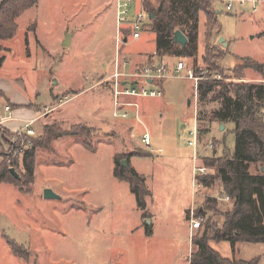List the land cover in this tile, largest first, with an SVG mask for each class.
<instances>
[{
  "label": "rangeland",
  "instance_id": "1",
  "mask_svg": "<svg viewBox=\"0 0 264 264\" xmlns=\"http://www.w3.org/2000/svg\"><path fill=\"white\" fill-rule=\"evenodd\" d=\"M140 7L141 1L134 0L131 15ZM215 8L219 12L222 37L230 43L228 47L219 45L218 36L212 41L228 52L220 62L225 69L220 73L225 79L223 82L264 84L263 77L252 69L245 70L243 78H237L234 72L241 59L264 62V7L255 15L238 11L237 14H243L239 16L227 13L223 0H216ZM33 14L34 20L29 22L26 31L22 26L13 41L0 40L5 47L0 53L5 57L0 75L22 78L28 91H44L46 81L52 77L48 69L52 64L56 90L71 92L55 98V104L66 95L70 100L62 109L49 113V118L45 117L50 122L48 126L56 124L69 131L73 126L84 125L88 131L83 134H90L89 143L98 151L92 153L83 146V140L64 136L52 148L36 150L32 182L27 189L0 182V264H190L188 232L181 214L192 177L190 158L194 148L189 146L190 133L197 124L201 136L203 128V140L197 147L198 158L203 161L209 156L222 157L226 152H234V125H225L221 132L218 123L211 124L208 133V125L196 121L200 106L195 83L184 77L166 79L161 84L162 98L138 99L139 120H135V114L127 120H114L112 95L104 92L103 87H95L76 99L81 80L87 77L91 84L109 80L113 85L116 56L134 61L128 71L141 67L137 57L154 50V34L143 32L140 40L129 38L126 45L116 48L115 8L109 0H49L43 11L44 20H36L38 10ZM201 17L203 31L205 19L203 14ZM36 31L42 45L53 53L52 57L48 58L36 38ZM205 31L204 28V34ZM72 34L75 35L73 42L64 45ZM63 37L65 40L61 43ZM205 44L203 35L197 66L206 77L209 75L202 60ZM176 61L193 68L190 60ZM3 107L2 104L0 110ZM217 107L218 103H212L207 110ZM57 110L67 113L56 114ZM95 112L119 126L131 124L130 131L121 135L109 127L88 126L97 117ZM45 127H35L36 135L26 142L27 148L21 142L12 144L14 136L6 140L0 128V147L9 156L8 164L17 165L14 169L21 178L27 174L26 155L15 158L14 151L20 148L30 151ZM146 132L152 137V156H134L130 164L146 177L151 191L146 198L149 207L146 212L153 216L148 219L137 208L129 185L114 175L118 162L121 165L126 161L124 156L147 151L141 141ZM0 157L1 166L5 158ZM46 189H52L61 199H46ZM218 191L216 183L205 196H217ZM227 208L224 205L223 210ZM210 216L223 224L221 215ZM147 225L155 227L154 236L146 235ZM9 240L26 250L29 261L13 254ZM240 252L247 258L261 257L260 264H264V244H247Z\"/></svg>",
  "mask_w": 264,
  "mask_h": 264
},
{
  "label": "trees",
  "instance_id": "2",
  "mask_svg": "<svg viewBox=\"0 0 264 264\" xmlns=\"http://www.w3.org/2000/svg\"><path fill=\"white\" fill-rule=\"evenodd\" d=\"M216 0H144V9L152 15L144 32L155 35L156 56L158 58H177L190 60L197 75L198 54L200 43L201 14L205 17V53L202 58L209 76L224 73L220 62L228 54L218 45L212 43L214 37L222 33ZM39 0H0V40H11L18 32L17 19L29 9L35 7ZM177 31H181L188 39L185 47L174 41ZM125 39L130 38V30H124ZM4 47L0 46V53ZM5 57L0 56V68ZM252 69L262 75L264 79V64L251 58L241 59V64L234 68L237 78H243L245 70ZM163 83V82H162ZM198 102L200 111L197 116L199 124H207L209 132L211 124H233L235 150L222 157L209 156L203 159L204 166L211 170L203 179L208 190L216 183L219 195L229 196L230 202H222L207 196L198 209V215L207 217L202 227L193 238L194 252L191 264H258L260 259L252 262L238 260L237 244L241 242L264 244V173H251L252 165L264 168V84L262 83H224L214 80H202L198 86ZM218 103L217 108L207 110L208 105ZM3 137L9 140L21 132L11 134L3 130ZM84 125L73 126L69 131L58 125L46 126L43 135L34 140L33 147L26 152L24 159L27 174L16 179L11 168L15 164H8V154L0 147V156L5 163L0 166V182L20 186L27 189L32 182L33 161L36 150L49 149L60 138L67 136L83 140V146L91 152L96 149L89 143L90 134ZM200 142L203 140L201 126ZM151 157L146 151H136L123 158L128 168L118 162L114 175L120 181L129 185L131 193L136 199V205L143 212V218H149L146 209V198L150 192L146 186V177L139 174L131 165V157ZM227 205V210H223ZM221 215L223 224L216 222L210 215ZM146 235L151 236L152 226H146ZM229 242L232 246L234 259L223 258L211 249L209 242ZM14 255L29 261L30 256L16 242L9 240Z\"/></svg>",
  "mask_w": 264,
  "mask_h": 264
},
{
  "label": "built area",
  "instance_id": "3",
  "mask_svg": "<svg viewBox=\"0 0 264 264\" xmlns=\"http://www.w3.org/2000/svg\"><path fill=\"white\" fill-rule=\"evenodd\" d=\"M225 10L229 14H236L238 11H248L250 14H256L260 7H264V0H223ZM134 0H115L116 10V25H117V45L124 43V30H130V38L138 41L141 39L144 29L149 21V15L142 7L134 19L131 18V11ZM130 62L117 55L115 60L114 73L111 77L113 80V96L114 104L112 116L116 120H127L131 114H135V120H139L140 105L137 102L126 101L127 98L141 99V98H160L163 96L161 84L166 79L171 77L181 78L184 77L189 81H193L196 87V96L198 95L199 82L202 80H214L218 82L225 81L220 73L214 76H206L204 73L197 75L193 68L188 67L184 62L180 61L172 69L166 58H156L141 67L128 71ZM152 82V83H150ZM63 103H61L62 105ZM133 109V112H131ZM6 112H11L10 107H6ZM12 119L10 116L5 117L0 114V127L8 120ZM197 121V120H196ZM198 122V121H197ZM35 121L28 122L21 131V137L15 135L12 139V144L16 145L21 142L22 146L27 148L29 139L35 137L36 131L32 126ZM192 140L189 141V146L194 148V160H198L197 147L200 142V135L197 124L193 133H190ZM142 143L148 152L154 151L152 145L151 134L146 132L142 139ZM209 146L213 147V144ZM15 150V149H14ZM151 153V152H150ZM23 148L14 151V157L20 158L25 156ZM211 170L204 165H196L193 170L192 189L194 197L205 196L207 187L203 181L210 174ZM222 202H230L229 196H212ZM198 205H194L189 212L188 221L192 232L198 231L202 224L206 221L207 217L198 215Z\"/></svg>",
  "mask_w": 264,
  "mask_h": 264
},
{
  "label": "crops",
  "instance_id": "4",
  "mask_svg": "<svg viewBox=\"0 0 264 264\" xmlns=\"http://www.w3.org/2000/svg\"><path fill=\"white\" fill-rule=\"evenodd\" d=\"M140 1H141V7H140L139 10H137V12H134L133 15H131L132 19H134L136 17L137 13L143 7V1L144 0H140ZM48 2H49V0H39V3L35 7L29 9L24 14H22L20 17H18V19H17L18 32H17V35H16L17 37L19 35V32L23 28H24V31H26L27 28H29L28 27L29 22L30 21L32 22L34 20V17H33L34 11L38 10V12H39V15H38V17L36 19L37 21L39 19H41V20L45 19V16L43 15V11H44V8L47 6ZM109 2H112V5L115 8V0H109ZM39 10H41V13H40ZM40 14H41V18H40ZM218 14H219V12H218ZM236 14H234V15H236ZM237 15L239 16V15H243V14L239 13ZM253 15H255V14H253ZM203 17H204V15H203ZM204 19H205V17H204ZM201 20H202V17H201ZM115 22H116V10H115ZM201 22H200V38L203 37V35H205L204 34L205 20H204V24H203V31H202V28H201ZM22 26H24V27L22 28ZM27 34H28V32H27ZM37 36L38 35H37V31H36V38L39 40V38ZM221 36H223L222 33L217 37V41L219 40V38ZM15 37L13 39H11L10 41H13L15 39ZM74 37H75V35H73V34H72V36H70L68 44L73 42V40L75 39ZM28 39H30L29 36H28ZM64 40L65 39L63 37L61 39V43H63ZM155 40H156V37L154 35V42H155ZM39 43L42 45V42L40 40H39ZM127 43H128V39H127V42H125V40H124V44L126 45ZM64 45H65V43H64ZM0 46L4 47V44L2 42H0ZM228 46H230V43H228ZM115 47L117 48V37L115 39ZM43 48L45 49L44 51L46 52V54L49 55L48 58L52 57L53 53L51 51H49L47 49V47L45 48L43 46ZM155 48H156V44H155ZM155 48H154V50L151 53L140 54L137 57V58H139V61H141L142 65H145V64L151 62V60H155L157 58V57H155V55H156V51H155L156 49ZM166 59L168 60L169 64L171 65V68L173 69L176 66L177 58H166ZM115 60H116V58H115ZM133 62L132 61L130 62L131 63V67H133ZM260 63L264 64V62H260ZM114 66H115V63H114ZM48 69L50 70L52 77H51L50 80L46 81L45 90L44 91H40L38 89H30V91H28V89L26 88V84L24 83L22 78H20V77H10V76L9 77L8 76L4 77V76L0 75V94H1L0 95V101L4 100L3 103H0V108H2V104L4 105L3 110H0V114L2 116H5V117H9L10 116L12 118V119L6 121L0 127V128H2V130H6V131H8L11 134H16V133L21 132L23 130V128L25 127V125L28 122H31V121H35L34 125L32 126V128H34V129H36L35 127L39 128V127H43V126L44 127L48 126V124L50 122L47 121V119H45V117L48 116L49 113H52V112L56 111V109H59V108L62 109V107H65V105H67L68 101L70 100V99L68 100L69 95H66L64 98H61L59 100L60 103H56L55 104L53 102L55 100V98L63 95L64 93L71 92V90H69L68 92L59 93L56 90V88L54 87L57 84H55V85L53 84L54 74H53L52 64L48 67ZM113 73H114V71H113ZM107 83H109V86H111V90L109 89ZM88 85H90V87H88ZM112 86H113L112 85V81H109V80L100 81L99 84L98 83L97 84H95V83L91 84L89 82V78L84 77L81 80L80 89L77 92L75 97H76V99L81 98V97L87 95L95 87H101V88L103 87L105 89L104 92L108 91L112 95V110H113L114 96H113V88H112ZM161 88H162V85H161ZM193 88H194V86H193ZM162 91H163V96H164L163 88H162ZM2 95H4V96H2ZM8 97L10 99H8ZM162 97H160V98H162ZM126 101L137 102L138 103V99H134V98H127ZM61 103H63V104L66 103V104L65 105L62 104L60 106L59 104H61ZM190 103H189V106H190ZM6 107H10L11 108V112H6V110H5ZM62 112H64V113L66 112L67 113V111H65V110H57L56 114L62 113ZM131 112H133V109H131ZM95 114L97 116L95 118V120H93V122L91 124H88V126H90L92 128H94V127L101 128L103 126L104 127H109L111 129H113L114 131L115 130L118 131L121 135H122L123 132H125V131L127 132V130L130 131V129H131V124H127L126 126H124V125L123 126H119L115 122L108 121L100 113L95 112ZM143 114L146 115V111ZM49 117L50 116H48V118ZM77 124H83V123L79 122ZM214 124H216V123H214ZM217 125H218V127H220V130H221V124H217ZM125 127H126V130H124ZM224 130H225V128H224ZM224 130H221V132L224 131ZM0 134H1V132H0ZM0 137H1V135H0ZM59 140H61V139H59ZM59 140H57L55 142V145H56L57 142H59ZM76 146L79 147L80 145L78 146L76 144ZM97 151H98V149L95 150L94 152H97ZM94 152H92V153H94ZM131 158H133V157H131ZM131 158H130V162H131ZM202 162L203 161L199 160V158H198L197 161H195L194 160V155L190 158V163H191V166H192V177H191V180H190V184L191 185H190L189 188H187L188 189V191L186 193V201L187 202L184 205V207H182V212H181L182 220L185 222L186 231L188 232V240H189V253H188V256H189L190 264H191L192 254L194 252L193 238H194V235L197 234V231H194V232L191 231L190 224H189V221H188V215H189L190 209L194 205H198L200 207L203 204V201L205 199L204 196L194 197L193 189H192L193 170H194V167L196 165H201ZM55 167H58V166H55ZM135 170L137 171V169H135ZM258 170L262 171V168H258L257 166L252 165L250 171H251L252 174H256ZM139 174H141V173H139ZM146 186H147V179H146ZM147 188L149 190L148 186H147ZM149 192H150V194H149V196H150L151 195V191L149 190ZM60 198H61V196H60ZM135 201H136V199H135ZM146 203H147V201H146ZM147 207H148V204H147ZM147 214H148L149 218L151 216H153L150 212H147ZM152 231H153V233H152L151 236H154L156 234V229H155V227L153 228V226H152ZM145 233H146V230H145ZM247 244H253V243L241 242V243L237 244V254H236L235 257L238 260H242V261H245V262H252V261L257 260V259H260V262H261V257L247 258V257H244L241 254L240 248H242V249L245 248V246ZM209 245H210L211 249H213L214 251L219 253L223 258L229 259L231 261L234 259L232 246H231V244L229 242H219L218 243V242L210 241ZM240 245H242V247H240ZM260 262L258 264H260Z\"/></svg>",
  "mask_w": 264,
  "mask_h": 264
},
{
  "label": "water",
  "instance_id": "5",
  "mask_svg": "<svg viewBox=\"0 0 264 264\" xmlns=\"http://www.w3.org/2000/svg\"><path fill=\"white\" fill-rule=\"evenodd\" d=\"M149 18L152 19V15H149ZM70 38V37H69ZM69 41V40H68ZM68 41L65 43V45H69L68 44ZM174 41L176 43H178L179 45H181L182 47H185L188 43V39L187 37L181 32V31H177L175 33V36H174ZM226 39L224 37H220L219 40H218V44L219 45H222L224 47H228V43L225 42ZM125 42H127V39H125ZM152 83V82H150ZM190 103V101H189ZM225 128V125L224 124H221V130H224ZM121 166L125 167V168H128V163L127 161H123ZM11 173L12 175L16 178V179H20V176L19 174L16 172V170L14 168H11ZM263 173H264V168L262 169ZM44 196L46 199H51V200H60V196L57 195L53 190L51 189H46L45 190V193H44Z\"/></svg>",
  "mask_w": 264,
  "mask_h": 264
}]
</instances>
